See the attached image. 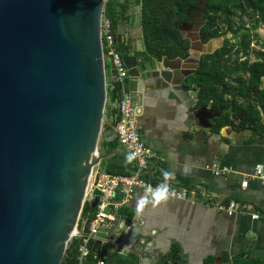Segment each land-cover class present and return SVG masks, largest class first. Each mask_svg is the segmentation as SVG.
<instances>
[{
    "label": "water",
    "instance_id": "water-1",
    "mask_svg": "<svg viewBox=\"0 0 264 264\" xmlns=\"http://www.w3.org/2000/svg\"><path fill=\"white\" fill-rule=\"evenodd\" d=\"M104 5V0H0V264H62L77 239L95 171L114 152L103 151L113 134L105 130V113L113 105L107 83L117 75L104 58ZM184 27L192 30L191 36L180 30L190 40L187 58L164 57L150 72L137 57L123 58L134 109L158 81L170 84L184 103L197 104L183 82L196 73L202 55L223 44L212 48L217 38L204 44L194 23ZM183 62L194 66L180 71ZM195 115L201 127L210 128L221 114L200 107ZM139 219L138 213L115 214L87 246L95 251L99 245L101 258L131 253L138 264H148L152 237Z\"/></svg>",
    "mask_w": 264,
    "mask_h": 264
},
{
    "label": "crops",
    "instance_id": "crops-1",
    "mask_svg": "<svg viewBox=\"0 0 264 264\" xmlns=\"http://www.w3.org/2000/svg\"><path fill=\"white\" fill-rule=\"evenodd\" d=\"M183 28L185 31L186 27ZM185 35L191 36L192 30L188 29ZM158 64L161 62L144 70L150 72ZM193 66L194 62H183L179 70L190 71ZM169 85L158 81L157 87L144 93L142 106L137 108L142 139L159 156L149 169H138L136 160L119 145L115 128L118 100L107 108L104 118L105 130L113 129L112 136L103 143L104 153H108L107 143L117 145L106 159L108 163H123L129 173L152 178L157 184L190 190V200L167 198L156 204L149 194L139 191L122 208L125 215L133 217L138 213L139 221L145 224V234L152 237L148 264H155L156 256V264H204L209 257L215 258V264H231L232 258L243 250L264 251V184L251 180L246 188L242 187V181L252 175L256 165L264 163V135L251 130L234 131L229 126L216 132L213 119L212 127H201L195 115L196 103H184ZM187 92L198 102L196 90L190 88ZM222 167H228L230 174L216 176L214 172ZM98 170L105 171L101 164ZM165 171L173 175L165 179ZM145 196L149 202L138 211V201ZM233 199L246 204L248 212L230 216L218 209V204ZM254 211L262 213V217L252 220L249 213ZM88 221L80 218L78 230L82 231ZM99 251L100 246L96 245L95 252L100 257ZM113 254L124 260L135 256L110 252L107 257Z\"/></svg>",
    "mask_w": 264,
    "mask_h": 264
},
{
    "label": "trees",
    "instance_id": "trees-1",
    "mask_svg": "<svg viewBox=\"0 0 264 264\" xmlns=\"http://www.w3.org/2000/svg\"><path fill=\"white\" fill-rule=\"evenodd\" d=\"M137 1L140 5L143 49L133 51L115 38L122 56L137 57L142 69L161 62L164 57L185 59L189 56L191 44L180 30L191 23L197 27L204 44L231 33L233 37L225 38L216 51L201 56L200 66L195 74L186 78L184 88L197 91L196 109L210 107L212 112L221 113L212 120L214 131L229 126L234 131L251 130L264 135V52H256L254 62L249 60L252 40L261 39L257 30L264 26V0ZM127 9L128 2L125 0H111L106 4L105 15L112 22L114 34L118 33L117 28ZM247 14L252 20L251 27L243 22L233 23L234 17ZM234 38L237 40L232 41ZM241 53L247 58L240 62ZM109 93L113 102L119 100L121 91L117 85L109 89ZM116 147L115 142L107 143L105 151L111 152ZM108 162L102 161L103 170L111 174H130L123 163ZM226 202L229 203L228 200ZM96 208V204L86 202L81 219L92 220ZM120 213L125 215V210L121 209ZM126 216L132 218V214ZM80 245L81 239L70 244L62 264L78 263ZM214 260V257H209L204 264H215ZM100 261L105 264H138L136 256L131 259L126 257L125 260L116 254L101 258L95 251H91L84 264H99ZM231 264H264V251L243 250L232 258Z\"/></svg>",
    "mask_w": 264,
    "mask_h": 264
},
{
    "label": "built area",
    "instance_id": "built-area-1",
    "mask_svg": "<svg viewBox=\"0 0 264 264\" xmlns=\"http://www.w3.org/2000/svg\"><path fill=\"white\" fill-rule=\"evenodd\" d=\"M111 0H104V10L101 19V41L104 52V58L109 57L113 62L117 75L115 82L111 85L107 83V90L117 85L120 88L121 95L118 100V120L116 123V135L119 145L127 151L133 159L136 160L138 169L147 170L151 162L158 160V154L149 147L142 139L141 131L138 128V109L132 107V100L127 89L128 71L125 66L123 56L118 51L116 39L113 33L112 22L106 18L105 7ZM254 38L250 45V52H264L263 42L257 43ZM250 54V56H251ZM247 57L241 58L244 61ZM255 61V60H254ZM216 176H225L230 174L228 167H222L214 172ZM251 180L259 181L264 184V163L257 164L252 175L242 181V187L246 188ZM162 184H157L152 178H143L139 173L130 174H111L107 171H95L91 186L86 192V202L96 204V214L90 223V230L86 237L82 236L81 231L77 230L75 235L81 239L79 246V257L77 264H84L86 258L90 255L91 249L87 246L88 241L99 230L102 223L115 219V214L120 213L139 191L149 194L152 197L153 191ZM168 198L179 200H190V190L187 187L167 186ZM96 198L98 201H96ZM85 202V203H86ZM218 209L227 212L230 216L234 214H245L248 212V206L237 200H230L229 203H220ZM121 214V213H120ZM249 216L252 220L262 217V213L251 212ZM125 225L122 221L120 225ZM130 227L126 226V231ZM99 264H105L100 261Z\"/></svg>",
    "mask_w": 264,
    "mask_h": 264
},
{
    "label": "rangeland",
    "instance_id": "rangeland-1",
    "mask_svg": "<svg viewBox=\"0 0 264 264\" xmlns=\"http://www.w3.org/2000/svg\"><path fill=\"white\" fill-rule=\"evenodd\" d=\"M124 1V0H121ZM128 2V9L124 14V19L121 21L118 28H122L121 30H118L117 28V34H114L115 38L118 39V41H121L124 43L125 46L130 47L133 51L134 50H142L143 49V43H142V36H141V23H140V5L137 0H125ZM233 23H241L243 22L247 27H251L252 20L250 15H245L241 17L240 15L234 17ZM189 28L186 27L184 34H186L187 30ZM194 31H198L197 27H194ZM257 32L260 34L261 39L257 43L264 42V26H261L258 28ZM233 37L231 33H228L227 35H224L223 37L217 38L212 44V47H218L223 44L225 38H231ZM237 40L234 38L232 41ZM259 40V39H257ZM264 44V43H263ZM241 58L245 57L244 53L240 54ZM250 62H254V60L257 59L256 52H253L251 56L249 57ZM110 59L109 57H106V64L109 67L110 66ZM109 86L111 83H108Z\"/></svg>",
    "mask_w": 264,
    "mask_h": 264
},
{
    "label": "clouds",
    "instance_id": "clouds-1",
    "mask_svg": "<svg viewBox=\"0 0 264 264\" xmlns=\"http://www.w3.org/2000/svg\"><path fill=\"white\" fill-rule=\"evenodd\" d=\"M163 175L165 177V179H168L169 177H171L173 174L168 172V171H165L163 172ZM168 198V189H167V185L164 184V185H160L158 186L152 193V199H151V202L153 204H156V203H159L160 201L162 200H165ZM149 200H148V197L145 196V197H142L139 201H138V205H137V210H141L144 205L146 203H148Z\"/></svg>",
    "mask_w": 264,
    "mask_h": 264
}]
</instances>
